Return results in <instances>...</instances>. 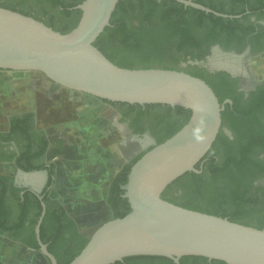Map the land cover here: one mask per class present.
<instances>
[{"label": "trees", "instance_id": "trees-1", "mask_svg": "<svg viewBox=\"0 0 264 264\" xmlns=\"http://www.w3.org/2000/svg\"><path fill=\"white\" fill-rule=\"evenodd\" d=\"M84 0H0V5L31 15L63 33L75 28L83 14L77 5ZM222 13L185 6L177 0H119L111 23L98 36V46L114 63L127 68H170L185 70L204 78L215 90L221 103L232 95L230 74L224 70L210 71L195 61L205 60L210 45L221 43L225 48L243 51L249 44L254 53L264 50V24L250 20H264V9L240 3H219L217 0H195ZM241 1V0H240ZM29 4V7L26 6ZM117 108L122 119H131L135 131H142L146 123L154 130L159 143L179 131L189 120L192 110L185 106L164 103H130L101 99ZM222 128L211 148L197 163L200 171H187L162 193V197L187 208L216 214L246 225L264 228V97L243 105L234 99L225 103ZM225 128L233 132L230 137ZM2 135V134H0ZM48 142L43 149L45 155ZM150 147L148 150L153 148ZM148 150L140 153L131 163H126L110 182L108 205L114 217H123L131 211V204L123 196L122 185L128 181L133 164ZM12 157V156H9ZM1 158V156H0ZM19 167L23 165L18 164ZM25 170L50 171L54 184L56 164L48 167L42 162ZM1 174L0 179H11ZM0 193V234L40 251L36 225L43 210L42 200L30 191L21 193L13 189L20 211L15 231L5 224V199L7 190ZM58 195V193L56 192ZM33 198L34 204L29 207ZM47 210L41 225V237L55 254L59 264H68L85 247L91 233H84L78 222L69 214L63 202L50 203L44 197ZM48 259V258H47ZM176 264L167 256H127L111 264ZM182 264H229L205 256L187 255ZM48 264H52L48 259Z\"/></svg>", "mask_w": 264, "mask_h": 264}, {"label": "water", "instance_id": "water-1", "mask_svg": "<svg viewBox=\"0 0 264 264\" xmlns=\"http://www.w3.org/2000/svg\"><path fill=\"white\" fill-rule=\"evenodd\" d=\"M208 13L219 12L195 0H177ZM119 0H84L78 25L63 33L45 22L0 5V69L38 71L64 87L100 99L130 103H164L190 108L192 115L175 134L145 152L132 166L122 185L131 211L99 224L82 251L68 264H111L134 255L167 256L176 264L187 255L205 256L229 264H264V228L228 217L187 208L162 197L165 188L187 171H200L197 163L216 140L223 124L221 103L202 77L170 68H127L114 63L95 45L111 23ZM239 59L245 54L223 50ZM195 61L210 70L237 68L213 64L215 56ZM242 58V60H241ZM228 101L232 102L231 99ZM31 178L47 171L27 172ZM36 225L40 251L59 264L41 237L46 203Z\"/></svg>", "mask_w": 264, "mask_h": 264}, {"label": "flooded vegetation", "instance_id": "flooded-vegetation-1", "mask_svg": "<svg viewBox=\"0 0 264 264\" xmlns=\"http://www.w3.org/2000/svg\"><path fill=\"white\" fill-rule=\"evenodd\" d=\"M219 3H240L242 0H217ZM246 6H253L259 9H264V0H246ZM250 20L264 24V20H257L256 15L250 16ZM215 46H219L223 50L233 51L240 54H245V56L255 57L264 55V50L258 53H254L252 49V45L249 44L243 51L238 52L236 47L227 49L221 43H213L210 45V51L212 52ZM207 58V57H206ZM209 69V68H208ZM210 70V69H209ZM212 72L221 71L220 69L210 70ZM226 71V70H224ZM240 72L234 74L232 72L226 71L230 74L231 81V92L232 95L226 97L224 100L225 103H233L234 99L238 100L243 105H248L251 101L256 99H262L264 97V76L260 78H256L253 76L248 68L239 70ZM1 72H7L8 74H29L24 76H29L27 78V83L21 81L20 83L15 80L13 82V89L15 90L16 96L12 100V110L8 114L7 123L3 128H0V163L11 166L14 170L12 172H0L1 174L10 175L11 179H0V193L2 186L4 185L7 193L5 199V208L6 213L3 216L5 218V224L7 226H11L15 231H19L21 228L20 223L17 222L18 213L20 211V206L18 200L13 196L14 188H21V193L23 194L25 191H30L33 195L37 196L42 201L44 200L45 195L49 196L50 203L59 200V196L56 194L55 182H56V174L54 176V184L51 183L50 171L48 168L44 169H33V170H25L24 166L35 167V165H39L42 162L47 164V167L51 164H57L56 161H49L47 159L48 150L51 146V134L49 130L45 128V126L41 125L39 120V110L40 104L38 95L42 92L39 81L40 80H48L50 82L49 89L56 90L59 88L65 89L60 84H57L51 80H49L43 73L38 71H24V70H10V69H0ZM19 75V76H20ZM10 78H14L13 76ZM15 79V78H14ZM8 82V81H7ZM56 87V88H55ZM33 89L35 91L36 104L33 106V101L31 99H27L26 101L23 99L24 93H26V89ZM70 89V88H67ZM74 93L78 94H87L85 92H81L78 90L70 89ZM90 95V94H89ZM95 97V96H94ZM98 98V97H96ZM100 99V98H99ZM231 99L232 102L228 101ZM114 107V106H113ZM115 108V107H114ZM117 112L121 115L122 113L115 108ZM264 120V119H263ZM126 124L127 129L131 131L132 135L130 139L133 137L135 139L145 138L143 140L144 144L135 152L132 159L137 157L140 153L148 150L150 147L155 146L159 143V139L154 134V130H160L161 126L157 125L154 128L150 126L149 123H146L142 128V131H135L131 119L123 120ZM225 132L233 137V132L229 128H225ZM139 141V140H138ZM48 142L47 149L45 155L43 156V149ZM12 156V157H9ZM259 157L264 159V153L259 154ZM23 165L19 167V165ZM57 169V166H56ZM47 171V177L44 179L43 177L35 176L31 178L27 175V172H35V171ZM57 172V170H56ZM34 200L33 198L30 200L29 207L33 206ZM43 205V204H42ZM47 207V203H46ZM94 228L90 230H82L84 233H92ZM4 236L12 241H16L11 239L7 235ZM19 242V241H16ZM22 243V242H20ZM24 244V243H22ZM36 250V249H34ZM139 264V263H138Z\"/></svg>", "mask_w": 264, "mask_h": 264}, {"label": "rangeland", "instance_id": "rangeland-1", "mask_svg": "<svg viewBox=\"0 0 264 264\" xmlns=\"http://www.w3.org/2000/svg\"><path fill=\"white\" fill-rule=\"evenodd\" d=\"M26 6L29 7V4H26ZM209 55H213V51ZM205 60L207 61V58ZM207 68H210V66ZM246 68L256 78L264 76V55L243 57L240 69ZM14 81V78H0V128L6 125L8 114L12 110V99L16 96L13 89ZM38 83L41 90L46 91L38 95L40 104L39 122L45 127L48 125L54 126L53 129L49 130L51 134V146L48 153L52 155V149L56 150L57 156L60 157V159H57V168L65 166L68 171L71 169L72 171L81 170V162L68 157L72 155V153L67 152L68 148L87 147L88 149H92L95 145V148L86 157L96 155L97 153L99 155L106 154V158L112 164V171L109 176L110 183L116 171L136 158L132 159L135 152L144 144L143 140L145 138L135 139L133 137L130 139L132 136L130 135L131 131L127 129L126 124L123 123L124 121L119 119V113L111 104L89 94L74 93L67 88L51 90L49 89L51 88L50 86H45L43 79ZM91 108H95L96 111L94 109H92L94 112L91 111ZM99 110H102L105 116L110 118L111 122H103V119L98 121L97 111ZM85 111L89 113L86 126L90 130L86 131L80 127L76 129L69 127L68 123L72 121V115L80 118L79 114ZM114 118H118L116 123L112 122ZM100 165L103 167L104 163H100ZM56 170L60 172L61 179L63 180L65 178L63 169L60 171L59 169ZM0 172L14 173V170L11 166L0 163ZM83 180L79 179L78 183L81 184ZM98 181L103 182V180L99 179ZM55 188H58L56 191L62 202L61 192L64 191L66 193L65 185H61L60 187L55 186ZM108 212V217L111 218L113 212L112 210ZM78 224L82 230L86 228L80 222ZM8 246V239L0 237V264H48L47 257L41 251L36 250L35 254L30 252L26 254V246L21 247L19 250Z\"/></svg>", "mask_w": 264, "mask_h": 264}, {"label": "crops", "instance_id": "crops-1", "mask_svg": "<svg viewBox=\"0 0 264 264\" xmlns=\"http://www.w3.org/2000/svg\"><path fill=\"white\" fill-rule=\"evenodd\" d=\"M19 75H20L19 73L14 75V74H8L7 72H1L0 78L7 79L13 76L15 80H17L19 83L21 81L27 83L28 80L26 77L29 76H24V75H29V74H21L20 76ZM44 84L45 86H50V82L46 79L44 80ZM25 92L26 93H24L25 95H23V99L25 101L28 98L31 99L33 101V106H35L36 104L35 91L33 89L28 88L26 89ZM92 109L96 111L95 108H91V111H93ZM97 112H98L97 117L99 119L98 121H100V119H103V122L105 121L111 122L110 118H107V116H105L102 110H99ZM79 116L80 118L72 115L73 117L72 121H69L68 123L69 127L75 129L80 127L81 129H85L86 131H89L90 128L86 126L87 117L89 116V113L85 111L79 114ZM118 117L121 120L120 114ZM115 119L116 118H114V121L112 122L116 123L118 121V118L116 120ZM40 124L43 125L42 123ZM53 127H54L53 125H48L45 128L47 130H51L53 129ZM94 148L95 145L92 147V149ZM92 149H88L87 147L72 148V149L68 148L67 152L72 153V155H69L68 157H70L73 160L76 159L79 160L82 165L81 170L72 171L71 169L68 171V169L65 166L59 167L57 169H59V171L63 169L65 178L62 180L60 176V172H56V182H55L56 187L65 185L66 193L64 191L61 192L62 202L66 206L69 214L76 221L80 222L84 227H86L84 230L86 229L88 230L89 228L95 229V227H97L99 224L110 219V217H108L109 214L108 211H111V208L108 205L107 195L110 186L109 176L112 171V164L110 163L109 159L106 158V154L99 155L97 153L96 155H92V156L89 155V157H86L90 152H92ZM56 153H57L56 150L52 149V155L48 153L47 159L49 161L57 162V159H60V157L57 156ZM100 163H104V165H102L103 167H101ZM118 171H116V173ZM115 174L113 176H115ZM79 179L82 180L84 179L81 184L78 183ZM98 179L103 180V182H99ZM0 237L6 238L4 236H0ZM8 243H9L8 247L10 248L13 247L16 250H19L21 249V247L26 246L25 244L12 241L10 239H8ZM28 252L35 254L36 250L26 246L25 253L27 254Z\"/></svg>", "mask_w": 264, "mask_h": 264}, {"label": "bare ground", "instance_id": "bare-ground-1", "mask_svg": "<svg viewBox=\"0 0 264 264\" xmlns=\"http://www.w3.org/2000/svg\"><path fill=\"white\" fill-rule=\"evenodd\" d=\"M214 52H215V56H214L213 60L211 61L213 64L230 65L231 68H237V71L239 70V65H238V61L240 62L239 59L232 58L230 56H227V57L222 56L219 53L218 48H215ZM241 60H242V58H241Z\"/></svg>", "mask_w": 264, "mask_h": 264}]
</instances>
